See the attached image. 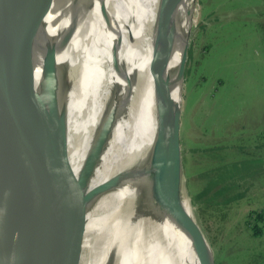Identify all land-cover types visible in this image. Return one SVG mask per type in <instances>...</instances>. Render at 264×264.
Instances as JSON below:
<instances>
[{"label":"bare ground","instance_id":"obj_1","mask_svg":"<svg viewBox=\"0 0 264 264\" xmlns=\"http://www.w3.org/2000/svg\"><path fill=\"white\" fill-rule=\"evenodd\" d=\"M155 2L35 4L32 40L35 83L43 95L44 137L36 138L16 210L49 199L62 201L75 186L84 194L104 183L108 178H98L101 169L114 162L124 144L139 137L135 130L142 114L137 95L146 65L141 40L160 17ZM44 11L40 24L36 17ZM62 149L70 168L55 180L52 169L61 161ZM117 185L83 215L81 229L67 244L80 250L61 264H78L79 259L82 264H205L207 250L197 246L201 236L194 230L196 209L189 206L184 187L141 193L142 184L135 190V184Z\"/></svg>","mask_w":264,"mask_h":264},{"label":"water","instance_id":"obj_2","mask_svg":"<svg viewBox=\"0 0 264 264\" xmlns=\"http://www.w3.org/2000/svg\"><path fill=\"white\" fill-rule=\"evenodd\" d=\"M38 1L0 0V264H61L67 260L64 257H73L80 248L71 250L67 244L81 229L83 215L95 208L93 203L117 189V184H135L134 190L142 184L141 193L184 187L189 206L196 209L186 179L182 117L197 0L154 3L160 17L141 40L146 65L137 95L142 114L135 130L139 137L131 145L124 144L114 162L98 173V178L106 177L107 181L84 190V194L75 186L62 201L49 199L23 210L14 208L36 140L44 137L43 95L35 83L36 50L32 40ZM45 13L39 12L36 17L40 24ZM172 56L178 60L174 58L170 64ZM103 125L107 129L109 124ZM61 153V161L52 169L55 180L59 172L70 168L67 151L62 149ZM195 217L198 225L194 230L201 236L197 237V246L207 250L205 264H216L196 210Z\"/></svg>","mask_w":264,"mask_h":264},{"label":"rangeland","instance_id":"obj_3","mask_svg":"<svg viewBox=\"0 0 264 264\" xmlns=\"http://www.w3.org/2000/svg\"><path fill=\"white\" fill-rule=\"evenodd\" d=\"M197 1L182 117L189 194L216 264H262L264 234L244 220L264 208V0Z\"/></svg>","mask_w":264,"mask_h":264},{"label":"trees","instance_id":"obj_4","mask_svg":"<svg viewBox=\"0 0 264 264\" xmlns=\"http://www.w3.org/2000/svg\"><path fill=\"white\" fill-rule=\"evenodd\" d=\"M188 187H189V184H188ZM189 190H190V188H189ZM209 191L210 190L203 189L200 192L199 197H201V199L205 198ZM222 191L223 190H219L218 192H222ZM227 193L228 192H226V194ZM241 196H243V194ZM244 222L246 223L245 225L247 226V228L252 230V233L254 235L262 236L264 234V208L256 210V212L251 211L250 213H248L245 216Z\"/></svg>","mask_w":264,"mask_h":264},{"label":"flooded vegetation","instance_id":"obj_5","mask_svg":"<svg viewBox=\"0 0 264 264\" xmlns=\"http://www.w3.org/2000/svg\"><path fill=\"white\" fill-rule=\"evenodd\" d=\"M201 55V54H200ZM192 57H193V55H192ZM200 57V56H199Z\"/></svg>","mask_w":264,"mask_h":264},{"label":"crops","instance_id":"obj_6","mask_svg":"<svg viewBox=\"0 0 264 264\" xmlns=\"http://www.w3.org/2000/svg\"><path fill=\"white\" fill-rule=\"evenodd\" d=\"M212 14V13H211Z\"/></svg>","mask_w":264,"mask_h":264}]
</instances>
